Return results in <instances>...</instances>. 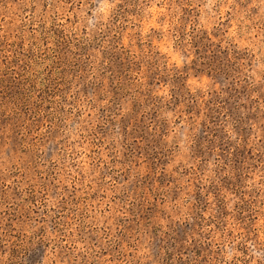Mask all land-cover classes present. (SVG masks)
<instances>
[{
	"label": "rangeland",
	"instance_id": "rangeland-1",
	"mask_svg": "<svg viewBox=\"0 0 264 264\" xmlns=\"http://www.w3.org/2000/svg\"><path fill=\"white\" fill-rule=\"evenodd\" d=\"M0 264H264V0H0Z\"/></svg>",
	"mask_w": 264,
	"mask_h": 264
}]
</instances>
